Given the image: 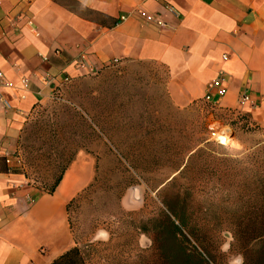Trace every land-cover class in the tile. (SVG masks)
<instances>
[{
    "label": "crops",
    "instance_id": "0c3cea01",
    "mask_svg": "<svg viewBox=\"0 0 264 264\" xmlns=\"http://www.w3.org/2000/svg\"><path fill=\"white\" fill-rule=\"evenodd\" d=\"M118 61L163 66L181 108L222 74L216 108L264 128V0H0V159L14 163L38 105ZM245 88L252 103L239 104ZM94 176L95 160L82 152L52 194L0 168V264H51L76 246L66 206Z\"/></svg>",
    "mask_w": 264,
    "mask_h": 264
},
{
    "label": "rangeland",
    "instance_id": "374dc122",
    "mask_svg": "<svg viewBox=\"0 0 264 264\" xmlns=\"http://www.w3.org/2000/svg\"><path fill=\"white\" fill-rule=\"evenodd\" d=\"M166 81V69L156 63L113 62L68 81L54 98L36 107L22 129L13 161L23 163L29 179L38 186L51 181L56 172L52 166L63 162L54 156L55 148L67 156L82 147L79 152L95 160L93 182L68 208L72 237L87 264H159L151 221L162 212L171 215L162 200L177 194L198 226L211 239L214 236L211 242L218 264H228L237 253L220 252L221 244L233 241L224 220L244 209L234 193L237 183L223 174L255 170L251 152L264 146V128L248 123L244 114L220 111L202 100L178 107L167 93ZM195 147L214 156L207 157L211 160L207 165L224 178L181 179L171 184L176 168ZM44 150L52 156L40 158L35 168L24 162L29 152L38 156ZM238 181L243 179L238 177ZM125 196L133 202L123 205ZM180 228L206 257L188 229ZM100 231L108 233L107 240L97 238ZM142 233L151 242L142 241ZM206 261L213 264L210 258Z\"/></svg>",
    "mask_w": 264,
    "mask_h": 264
},
{
    "label": "trees",
    "instance_id": "16d2710c",
    "mask_svg": "<svg viewBox=\"0 0 264 264\" xmlns=\"http://www.w3.org/2000/svg\"><path fill=\"white\" fill-rule=\"evenodd\" d=\"M87 127L92 129L91 126ZM206 140L202 139V142ZM81 148L73 149L67 156H64L66 153L63 154L59 150L55 152L57 150L55 148L54 156L59 159L63 158V162L52 166V170H56L52 175V180L43 182L41 186H38L33 179H29L23 163L20 165L18 162H14L9 166L6 158H1L0 168L2 171L23 174L29 184L42 192L52 194L60 183L65 170ZM190 152L186 162L176 168L178 173L171 179V184L181 179L208 182L214 178L217 180L224 177L236 182L234 193H238L244 209L230 213L229 217L224 220V223L230 228L233 238L231 250L242 253L245 257V264H264V146L256 147L252 150L251 157L249 155L254 159L252 164L255 167L251 174L245 172L235 174L229 170L223 174L224 177L211 165H207V162H211L207 157L214 158V156H211V153H208L206 149L195 147ZM15 156L17 158V155ZM44 156L49 158L52 154H49L47 150L38 156L29 152V157L27 158L26 155L24 162L31 168H35L36 161L41 160L40 158ZM236 161V163L242 164V161ZM238 177L243 181H238ZM79 196L80 194L77 197ZM245 197L246 200H244ZM76 198L67 204V211ZM162 202L174 219L171 218V215L162 212L160 217L151 221L152 241L157 249L159 264H209L206 258H210L213 264H218L213 254V242H211L214 236L211 239L210 234L198 226V220L187 211L186 203L180 200L179 195L164 196ZM180 227L188 229V233L194 237L196 242L200 243L206 257L202 256V253L197 251L194 245H191L190 240ZM140 229L143 232L146 231L145 227ZM184 244H186L185 247H183ZM51 264H87V261L80 247L76 245L59 255Z\"/></svg>",
    "mask_w": 264,
    "mask_h": 264
},
{
    "label": "built area",
    "instance_id": "2783aa9c",
    "mask_svg": "<svg viewBox=\"0 0 264 264\" xmlns=\"http://www.w3.org/2000/svg\"><path fill=\"white\" fill-rule=\"evenodd\" d=\"M223 59L224 60L226 59L225 55L223 56ZM0 76H1V73H0ZM224 82H225V78L224 76H222V74L212 79L207 85L206 94L204 98L202 99V101L213 105L214 98L221 97L226 93V86ZM251 97L252 96L248 92L247 88H245L240 91L237 101L239 104L249 103V102L252 103ZM6 162L7 164L9 163L11 164V159L6 158Z\"/></svg>",
    "mask_w": 264,
    "mask_h": 264
},
{
    "label": "clouds",
    "instance_id": "9594fccd",
    "mask_svg": "<svg viewBox=\"0 0 264 264\" xmlns=\"http://www.w3.org/2000/svg\"><path fill=\"white\" fill-rule=\"evenodd\" d=\"M81 2L83 5V0H81ZM97 238L98 239L102 238V239L107 240L108 233L105 231H100L97 233ZM141 240L151 242V237L146 233H142L141 234ZM143 246L144 245L142 243L141 247H143ZM230 249H231V243L226 242V243L220 245V252H222V253H229ZM228 264H245V257L242 253H235L229 257Z\"/></svg>",
    "mask_w": 264,
    "mask_h": 264
},
{
    "label": "bare ground",
    "instance_id": "6f19581e",
    "mask_svg": "<svg viewBox=\"0 0 264 264\" xmlns=\"http://www.w3.org/2000/svg\"><path fill=\"white\" fill-rule=\"evenodd\" d=\"M222 141H225V138H223Z\"/></svg>",
    "mask_w": 264,
    "mask_h": 264
}]
</instances>
